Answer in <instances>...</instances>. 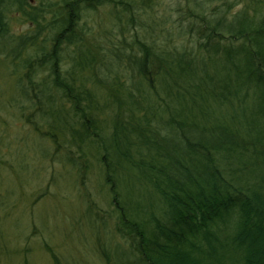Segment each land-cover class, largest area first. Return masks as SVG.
I'll use <instances>...</instances> for the list:
<instances>
[{"label":"trees","instance_id":"obj_1","mask_svg":"<svg viewBox=\"0 0 264 264\" xmlns=\"http://www.w3.org/2000/svg\"><path fill=\"white\" fill-rule=\"evenodd\" d=\"M16 3L41 24L43 12ZM104 3L122 10L105 47L91 51L79 5ZM161 7L64 0L49 45L16 62L26 69L21 112L54 152H96L114 213L105 264H264V0ZM2 19L0 10L6 32ZM37 37L14 39V50Z\"/></svg>","mask_w":264,"mask_h":264},{"label":"rangeland","instance_id":"obj_2","mask_svg":"<svg viewBox=\"0 0 264 264\" xmlns=\"http://www.w3.org/2000/svg\"><path fill=\"white\" fill-rule=\"evenodd\" d=\"M161 1L171 5L174 2ZM23 2L28 3L22 5L25 12L44 13L39 26L28 20L16 0L0 4L2 23L10 36L0 37V264H56L53 254L60 264H105L100 251L108 246L112 251L116 242L114 213L96 152L85 145L80 153L68 147L54 152L55 144L34 130L27 121L28 111L21 112L19 107L25 98L17 91V80L19 77L25 80L26 69L20 70L16 62L31 55L37 46L49 45L51 35L46 28L52 12H57L64 0ZM150 2L158 5V12L163 11L159 8L160 0ZM79 6L82 22L77 28H83V42L91 51L102 49L104 36L113 28L114 16H120L122 7L110 3L89 9ZM139 6L134 10L142 13ZM239 7L236 5L232 10ZM165 13H169L168 8ZM117 30L114 28V35L120 36ZM31 35H38L37 41L14 50V39L22 42ZM95 90L103 93L100 87ZM124 94L122 90L121 95ZM40 151L51 154L40 156ZM36 192L40 197H36Z\"/></svg>","mask_w":264,"mask_h":264},{"label":"bare ground","instance_id":"obj_3","mask_svg":"<svg viewBox=\"0 0 264 264\" xmlns=\"http://www.w3.org/2000/svg\"><path fill=\"white\" fill-rule=\"evenodd\" d=\"M1 34H0V37L1 38H10V36H8V34L6 33V32H0Z\"/></svg>","mask_w":264,"mask_h":264}]
</instances>
